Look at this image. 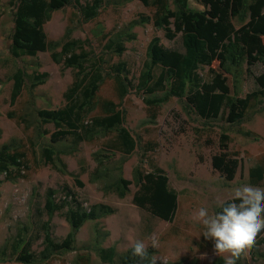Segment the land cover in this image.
<instances>
[{"label":"rangeland","instance_id":"1","mask_svg":"<svg viewBox=\"0 0 264 264\" xmlns=\"http://www.w3.org/2000/svg\"><path fill=\"white\" fill-rule=\"evenodd\" d=\"M10 0H0V144L18 139L29 152V169L25 177L8 180L0 175V262L1 264H24L15 260L14 242L19 231L27 228L26 234L32 239L34 252L43 247L44 223L48 219L43 210L49 189L56 191L58 202L70 201L74 196L85 207L96 203L109 204L114 213L98 221H88L79 230L76 249L57 254L51 261L35 264H76L77 254L90 253L91 264L103 262L93 250L96 235L103 247L115 246L118 255L131 247L130 241L142 240L148 248L151 236L158 238L159 247L154 248L157 264H217L222 258L215 254L213 241L205 239L204 227L193 220V214L200 207L217 212L220 201L229 200L231 191L240 184H250L249 170L264 161V99L252 109L242 123H230L222 114L217 119H203L192 111L186 100L172 97L163 102L152 122L147 94L131 90L122 101L125 109L126 125L136 137L141 139L140 147L122 163L123 174L133 178V169L141 165L144 171L161 167L169 176V186L178 194V208L173 221H164L133 202L137 187L131 185L130 193L120 198L103 190L100 183L92 182L91 173L96 167L93 153L102 146V140L82 142L75 153L63 154L67 171L58 170L50 164H38L33 148L48 144L50 134L44 138L40 130L52 132V124L38 121L37 111L43 108H59L66 103L65 92L75 79V70L56 63L51 52H39L36 56L14 57L10 52L13 31V6ZM105 0L98 17L84 21L74 5H68L53 13L44 28L50 40H64L67 30L72 29L71 38L81 39L88 51L103 57L104 81L98 97L120 102L110 68L112 64L124 60L128 65V76L138 83L147 59V46L158 35L167 48L184 51L182 35L168 39L165 31L157 29L152 22L139 23L131 27L133 20L141 21V15H150L149 7L140 1L116 4ZM191 6L203 9L196 0ZM121 32L125 51L120 57L109 50L107 44L117 39ZM129 34V35H128ZM94 54V53H93ZM95 58V56L93 55ZM212 67H218L215 62ZM21 70L24 86L15 104L11 103L14 74ZM241 70V69H240ZM263 71L258 63L247 69L243 65L237 78L231 76V84L236 79L239 95L256 90L255 75ZM47 72L46 81L32 86L35 73ZM201 77L212 79L209 66H201ZM162 94V93H160ZM14 114L10 117L9 113ZM229 136L228 156L236 157L239 167L232 180L213 167L212 158L222 152L221 137ZM117 155L115 159H118ZM264 188V181L260 185ZM69 194V196H68ZM66 210V209H65ZM64 211L55 214L51 221V233L56 241H62L70 231ZM62 212V213H61ZM264 238V233H263ZM5 248V253H3ZM264 241L255 244L237 260L240 264H264ZM78 264H83L80 261Z\"/></svg>","mask_w":264,"mask_h":264},{"label":"trees","instance_id":"2","mask_svg":"<svg viewBox=\"0 0 264 264\" xmlns=\"http://www.w3.org/2000/svg\"><path fill=\"white\" fill-rule=\"evenodd\" d=\"M109 1H116V4L140 1L149 7L151 14H142L141 21L133 20L131 27L138 22H152L171 40L181 33L184 51L167 48L160 36L155 35L147 46V59L138 83L129 78L128 65L120 60L112 64L110 72L121 100L118 103L110 99L101 100L98 93L104 81V58L94 51L91 54L81 39L71 38L72 29L67 30L64 40H50L44 26L55 11L68 5H74L84 21H91L98 17L105 0H10L14 22L11 54L14 57L36 56L39 52L49 51L56 63L76 71L73 83L65 92L66 103L59 108L37 111L38 121L44 125L52 124L54 130L38 132L41 138L50 134V141L40 144L39 148L35 145L32 154L38 164L44 161L58 170L67 171L63 154L75 153L82 142L100 139L102 146L93 153L96 167L91 173V181L100 183L103 190L120 198L130 193L131 185L136 186L133 202L153 216L171 222L178 208V194L170 188L169 176L164 169L156 167L144 171L139 165L133 169L132 179L123 174L122 163L140 147L141 139L126 125L122 101L137 88L138 92L147 94L144 100L152 122L160 105L177 97L186 100L192 111L203 119H217L222 114L230 123H242L264 99V0H196L204 6L203 9L192 7L190 0ZM117 35L116 40H110L107 48L121 57L125 44L122 33ZM215 62L218 63L217 68L212 67ZM258 63L263 65V71L255 75L257 89L244 96L239 95L237 81L235 79L231 84V76L237 78L243 65L250 70ZM201 66H209L212 79L201 77ZM23 74L21 70L14 74L12 104L23 90ZM47 77V72L35 73L32 86L43 84ZM9 116L14 117L13 112ZM1 134L0 128V138ZM228 140L229 136L224 132L221 137L222 152L213 156L212 164L228 180H232L239 162L225 152ZM117 155L119 158L114 160ZM29 162V152L20 140L11 139L0 144V175H5L6 179L25 177ZM263 181L264 161L249 170L251 185H260ZM43 210L48 216L44 223L43 249L39 253L34 252L32 239L25 233L27 228L24 227L13 245L15 260L35 264L51 261L57 254L74 251L77 234L83 225L112 215L115 211L105 203L87 208L74 196L70 201L58 202L54 189L48 190ZM64 210L70 231L62 241H56L51 233V221L56 213ZM263 233L261 231L257 236L256 244L264 241ZM95 238L92 249L103 262L138 264L139 258L132 255L131 247L118 255L115 246H102L99 234ZM2 251L5 253V248ZM154 251V248H148L149 257ZM80 261L91 264L90 253L77 254L76 264ZM217 264H223V260ZM237 264L240 263L237 261Z\"/></svg>","mask_w":264,"mask_h":264},{"label":"clouds","instance_id":"3","mask_svg":"<svg viewBox=\"0 0 264 264\" xmlns=\"http://www.w3.org/2000/svg\"><path fill=\"white\" fill-rule=\"evenodd\" d=\"M220 211L210 213L200 207L193 220L204 227L202 235L213 241V249L223 264H237V260L256 244L257 236L264 231V188L251 184L235 186L229 201L217 204ZM152 248H158V238L151 236ZM132 255L139 258L138 264H157V257H149L144 241H130Z\"/></svg>","mask_w":264,"mask_h":264}]
</instances>
